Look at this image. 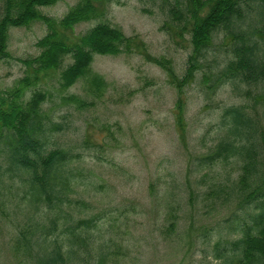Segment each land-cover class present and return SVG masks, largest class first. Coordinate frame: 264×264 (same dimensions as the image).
Returning <instances> with one entry per match:
<instances>
[{
    "label": "rangeland",
    "instance_id": "374dc122",
    "mask_svg": "<svg viewBox=\"0 0 264 264\" xmlns=\"http://www.w3.org/2000/svg\"><path fill=\"white\" fill-rule=\"evenodd\" d=\"M76 1L57 0L40 9L59 19ZM182 1L112 0L104 16L75 24L78 33L106 20L143 42L116 54L94 53L89 69L104 80L100 94L90 92L84 78L62 88L59 70L28 87L25 97L45 90V144L68 151L71 183L60 207L29 201L23 174L8 164V136L0 128V264H37L55 239L73 249L64 264H96L98 256L102 264H233L237 239L254 209L240 208L231 189L237 159L208 156L228 132L226 108L243 104L247 112L261 113L253 95L258 87L246 92L241 82L216 79L230 57L221 33L178 92L167 69L151 57L167 59L178 78L185 72L189 33L170 14ZM240 1L243 12L264 4ZM46 31L40 20L10 27L11 55L0 59V87L30 73L20 58L39 52L36 41ZM68 94L86 103H74ZM180 94L183 134L175 108ZM55 214L57 227L47 233ZM87 218L89 224L79 221ZM72 232H82L87 243L69 240Z\"/></svg>",
    "mask_w": 264,
    "mask_h": 264
},
{
    "label": "trees",
    "instance_id": "16d2710c",
    "mask_svg": "<svg viewBox=\"0 0 264 264\" xmlns=\"http://www.w3.org/2000/svg\"><path fill=\"white\" fill-rule=\"evenodd\" d=\"M56 1L0 0V59L11 55L8 49L10 27L40 20L47 28L36 41L39 52L20 58L29 66L30 73L17 79L13 86L0 87V128H5L8 136V164L23 174L28 185L27 199L48 208L60 207L66 197L65 191L71 183V175L66 169L69 157L64 147L46 146L47 116L42 107L46 93L37 88L25 97L28 87L51 71L59 70L62 88L84 78L88 90L98 95L103 90L104 80L89 69L94 53L116 54L143 45L136 35H126L119 26L102 19L85 31H74L76 23L104 16L112 0H77L59 19L40 9ZM243 11L240 0H184L172 6L171 16L177 20L179 28L189 33L191 50L185 72L178 78L166 64L167 59L152 56L151 60L167 69L180 93L183 82L194 77L198 56L208 48L214 35L222 33V40L228 38L230 57L216 79L241 82L247 86L246 92L251 90V85L258 87L253 95L260 103L261 113L247 112L243 104L226 108L228 132L208 157L226 159L233 156L237 159L239 169L231 189L240 208L252 206L254 209L251 223L245 225L237 239L238 249L231 257V263L264 264V118L261 117L264 115V4H259L256 12ZM67 56L70 61L65 62ZM67 99L80 105L86 103L76 94H68ZM175 108L183 134L184 100L181 94L175 100ZM56 218L55 214L49 219L47 233L57 227ZM79 221L89 224L91 219ZM20 235L23 240L28 239V232L20 230ZM71 235L69 240L87 243L82 232ZM24 243L30 249L28 240ZM71 251V247L63 248L62 242L55 239L51 248L35 262L64 264ZM96 264H102V256H98Z\"/></svg>",
    "mask_w": 264,
    "mask_h": 264
}]
</instances>
